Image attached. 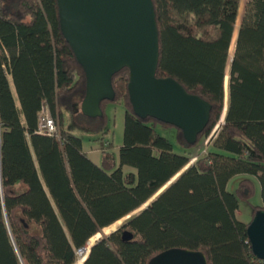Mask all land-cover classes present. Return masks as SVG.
<instances>
[{
  "label": "trees",
  "instance_id": "16d2710c",
  "mask_svg": "<svg viewBox=\"0 0 264 264\" xmlns=\"http://www.w3.org/2000/svg\"><path fill=\"white\" fill-rule=\"evenodd\" d=\"M240 2L152 0L156 76L211 106L206 128L189 145L177 128L133 113L127 69L113 76L115 99L101 103L102 117H84L85 76L62 36L56 0H0V264H77L78 251L97 235L82 264H148L170 249L202 252L207 264H264L252 253L249 223L236 218L239 199L254 194L253 180L227 191L233 178L251 177L261 197L252 216L264 210V0H245L236 26ZM120 101L118 165L104 137L96 140V165L80 137L65 129L63 112L104 128L105 106ZM43 107L57 120V134L38 131ZM158 126L175 131L180 154ZM215 127L206 155L185 169ZM124 231L130 241L122 240Z\"/></svg>",
  "mask_w": 264,
  "mask_h": 264
},
{
  "label": "water",
  "instance_id": "95a60500",
  "mask_svg": "<svg viewBox=\"0 0 264 264\" xmlns=\"http://www.w3.org/2000/svg\"><path fill=\"white\" fill-rule=\"evenodd\" d=\"M56 2L62 36L85 76L81 114L90 119L101 118V103L115 99L113 76L127 69V90L133 113L141 119L149 117L177 128L184 141L194 145L209 122L211 106L189 94L174 79L156 76L159 33L152 0ZM246 233L253 255L264 261V210L254 215ZM131 239L129 232L122 233L123 241ZM87 245L88 249L78 251L83 259L93 244L89 241ZM148 264H207V259L202 252L170 249L153 257Z\"/></svg>",
  "mask_w": 264,
  "mask_h": 264
},
{
  "label": "rangeland",
  "instance_id": "374dc122",
  "mask_svg": "<svg viewBox=\"0 0 264 264\" xmlns=\"http://www.w3.org/2000/svg\"><path fill=\"white\" fill-rule=\"evenodd\" d=\"M244 3H245V0H241L239 16L236 22V26H238L239 24V19L243 11ZM234 40H235V37L233 39L232 47L230 49V58L233 52ZM227 87H228V76L226 75L225 82H224V114L226 112L225 109L227 108V99H228ZM104 112L106 114V123H105L104 128L100 127L99 125H95V126L86 125L85 126L82 124H78V122L73 121L72 116L66 112H63L64 127L66 130H69L76 136L80 137L81 142H82L83 151L88 155V158L94 162V164L96 163L98 165L101 164L102 156L99 150V142L96 140L99 139L98 137H104V141L106 142V145L107 144L108 146L111 145L112 147L111 151L114 155L115 162L118 165L119 148L122 144V139H123L124 112H125L124 104L122 101L117 102V103L107 104L104 108ZM222 121H223V116L221 117V120L219 122L221 123ZM54 122L56 124L57 132H58L59 129H58L57 120L54 119ZM106 130H108V133H104V131ZM156 130L159 135L166 138L172 144L173 151L175 154L181 153L182 147L179 144L178 139L176 137V133L173 129L165 130L158 126ZM216 130H217V127L213 129V131L211 132L208 138H204L199 143V145L192 151L190 162L187 165V167H185V169L193 165L196 162V160L203 158L206 155L210 147L209 140L212 136L216 134L215 133ZM123 169L125 172H128L130 168L124 167ZM243 178L253 180V184H254L253 196L250 197V199L248 200L239 199V208L236 214V218L238 221L246 224V223H250L252 220V217H253L252 207L261 205L259 184L257 183V181H255L251 177L237 176L228 183L227 191L234 192L238 188V184H239L238 182ZM140 210L141 209L132 213L130 216H135L137 213L140 212ZM128 218L129 216L115 223L114 225H112V227L108 229H104L102 231L103 232L102 234L104 236H108L111 232L120 228L127 221ZM100 238H101V235L95 236L93 239H91V243L94 244V242ZM77 257H78L77 264H81V261H82L81 257L79 255Z\"/></svg>",
  "mask_w": 264,
  "mask_h": 264
},
{
  "label": "built area",
  "instance_id": "2783aa9c",
  "mask_svg": "<svg viewBox=\"0 0 264 264\" xmlns=\"http://www.w3.org/2000/svg\"><path fill=\"white\" fill-rule=\"evenodd\" d=\"M38 131L47 135H53L58 133L54 119L52 118L46 107H43L41 109V112L39 113ZM86 249H88V247ZM78 255L80 256L79 252ZM82 259L83 257H81V260Z\"/></svg>",
  "mask_w": 264,
  "mask_h": 264
},
{
  "label": "crops",
  "instance_id": "0c3cea01",
  "mask_svg": "<svg viewBox=\"0 0 264 264\" xmlns=\"http://www.w3.org/2000/svg\"><path fill=\"white\" fill-rule=\"evenodd\" d=\"M83 150V149H82ZM84 152V151H83ZM85 153V152H84ZM86 154V153H85ZM87 155V154H86ZM87 157H88V155H87ZM93 162V161H92ZM94 163V162H93ZM96 164V163H95ZM96 165H98V164H96ZM90 242H91V240H90ZM82 264V263H81Z\"/></svg>",
  "mask_w": 264,
  "mask_h": 264
},
{
  "label": "bare ground",
  "instance_id": "6f19581e",
  "mask_svg": "<svg viewBox=\"0 0 264 264\" xmlns=\"http://www.w3.org/2000/svg\"><path fill=\"white\" fill-rule=\"evenodd\" d=\"M227 109V108H226Z\"/></svg>",
  "mask_w": 264,
  "mask_h": 264
}]
</instances>
